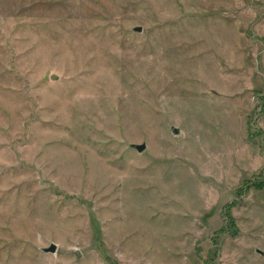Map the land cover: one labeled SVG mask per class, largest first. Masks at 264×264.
Returning a JSON list of instances; mask_svg holds the SVG:
<instances>
[{"label": "rangeland", "instance_id": "rangeland-1", "mask_svg": "<svg viewBox=\"0 0 264 264\" xmlns=\"http://www.w3.org/2000/svg\"><path fill=\"white\" fill-rule=\"evenodd\" d=\"M0 264H264V0H0Z\"/></svg>", "mask_w": 264, "mask_h": 264}, {"label": "water", "instance_id": "water-1", "mask_svg": "<svg viewBox=\"0 0 264 264\" xmlns=\"http://www.w3.org/2000/svg\"><path fill=\"white\" fill-rule=\"evenodd\" d=\"M133 30H140V25H134L132 26ZM49 78L55 79L57 78V75L55 73H50ZM130 146H133L136 150H141L144 147V142H130ZM56 245L54 242L50 241L46 246H42V250L44 251H53L55 249Z\"/></svg>", "mask_w": 264, "mask_h": 264}]
</instances>
